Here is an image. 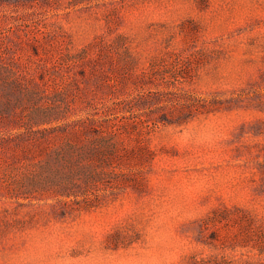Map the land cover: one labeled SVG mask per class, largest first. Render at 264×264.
<instances>
[{"label": "rangeland", "instance_id": "obj_1", "mask_svg": "<svg viewBox=\"0 0 264 264\" xmlns=\"http://www.w3.org/2000/svg\"><path fill=\"white\" fill-rule=\"evenodd\" d=\"M0 264H264V0H0Z\"/></svg>", "mask_w": 264, "mask_h": 264}, {"label": "trees", "instance_id": "obj_2", "mask_svg": "<svg viewBox=\"0 0 264 264\" xmlns=\"http://www.w3.org/2000/svg\"><path fill=\"white\" fill-rule=\"evenodd\" d=\"M42 132H45V130L42 131H34L31 132L30 134H28L27 136L24 134H19L15 137V139H10V141H12L11 143L8 142L9 139H5L3 141H6L9 143L11 149H12V153L11 156L16 159L19 160L20 158L25 159L29 156H31L34 152V149H38L39 151L43 150L46 147V137L44 134H40ZM26 139L29 140L30 142H32L31 145H28L26 142ZM62 147H60L59 149H57L54 153L56 156H60L61 154H65L66 152H68L69 150L74 148V152H78L80 151V153H83L85 151L84 148H80V149H76L77 147L75 146V144H72L71 142L67 143L65 142L63 145H61ZM90 155H97V149L91 148L89 149ZM70 195V194H68Z\"/></svg>", "mask_w": 264, "mask_h": 264}]
</instances>
